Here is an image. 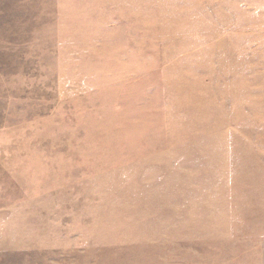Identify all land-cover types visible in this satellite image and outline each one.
Instances as JSON below:
<instances>
[{"label":"rangeland","instance_id":"1","mask_svg":"<svg viewBox=\"0 0 264 264\" xmlns=\"http://www.w3.org/2000/svg\"><path fill=\"white\" fill-rule=\"evenodd\" d=\"M0 264H264V0H0Z\"/></svg>","mask_w":264,"mask_h":264}]
</instances>
